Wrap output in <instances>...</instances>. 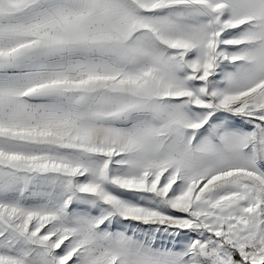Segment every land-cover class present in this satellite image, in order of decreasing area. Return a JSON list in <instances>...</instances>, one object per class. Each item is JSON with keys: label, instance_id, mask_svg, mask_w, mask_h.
Returning a JSON list of instances; mask_svg holds the SVG:
<instances>
[{"label": "snow or ice", "instance_id": "1", "mask_svg": "<svg viewBox=\"0 0 264 264\" xmlns=\"http://www.w3.org/2000/svg\"><path fill=\"white\" fill-rule=\"evenodd\" d=\"M0 264H264V0H0Z\"/></svg>", "mask_w": 264, "mask_h": 264}]
</instances>
